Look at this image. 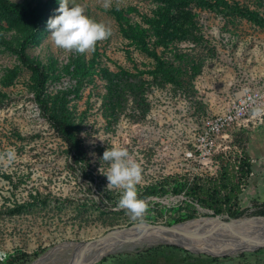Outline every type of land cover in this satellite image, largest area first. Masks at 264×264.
<instances>
[{"label": "rangeland", "instance_id": "1", "mask_svg": "<svg viewBox=\"0 0 264 264\" xmlns=\"http://www.w3.org/2000/svg\"><path fill=\"white\" fill-rule=\"evenodd\" d=\"M12 1L42 14L25 52L43 66V95L75 125L80 145L68 149L34 96L35 76L17 53L30 23L0 8V153L17 156L0 161V264H264V241L216 255L155 234L81 254L111 233L150 235L201 216L264 218V118L252 111L212 151L230 171L239 158L249 167L232 178L243 188L230 204L235 216L226 204L215 214L211 198L191 188L197 180L212 191L221 180L213 164L190 155L202 119L242 94L264 97V0H111L108 10L104 0H76L112 30L90 54L53 44L47 20L59 0ZM117 143L143 169V222L117 209L122 190L107 188L102 156Z\"/></svg>", "mask_w": 264, "mask_h": 264}, {"label": "clouds", "instance_id": "2", "mask_svg": "<svg viewBox=\"0 0 264 264\" xmlns=\"http://www.w3.org/2000/svg\"><path fill=\"white\" fill-rule=\"evenodd\" d=\"M103 7L108 10L111 0H104ZM59 14L47 20V28L53 44L65 52L78 54L93 53L98 42L108 39L112 30L103 22H98L86 14V6L76 3V0H59ZM256 116L264 115V106L253 108ZM17 159L14 149L0 153V161L8 164ZM102 159L109 163L106 174L107 188L120 189L122 193L117 203V209H126L133 221L143 222L149 210L147 199L139 198L137 185L142 180V166L130 157L126 147L115 144L106 148Z\"/></svg>", "mask_w": 264, "mask_h": 264}, {"label": "bare ground", "instance_id": "3", "mask_svg": "<svg viewBox=\"0 0 264 264\" xmlns=\"http://www.w3.org/2000/svg\"><path fill=\"white\" fill-rule=\"evenodd\" d=\"M146 231V229H141L132 236L126 235L130 232L111 233L107 236L108 240L102 241L100 244L90 245L88 248H83L81 254L86 253L84 256L86 257L99 252H107L110 248L117 245H125L130 242L150 239L153 234L162 237L173 236L176 241H181L191 248L200 249L216 255L224 254L241 246L255 245L264 241V218L241 216L225 220L220 216H201L182 221L170 230L168 229V231L154 230L150 235L146 234ZM123 235L126 236L121 238ZM120 239L122 240L120 241ZM128 240L130 242H126ZM81 247L83 246L80 245L77 249L80 250ZM76 254L77 251L75 253H67V255L55 252L51 257L59 256V258H64L72 255L75 256ZM35 264L48 263L43 261ZM75 264L80 263L76 262Z\"/></svg>", "mask_w": 264, "mask_h": 264}, {"label": "trees", "instance_id": "4", "mask_svg": "<svg viewBox=\"0 0 264 264\" xmlns=\"http://www.w3.org/2000/svg\"><path fill=\"white\" fill-rule=\"evenodd\" d=\"M1 11L8 15L25 17L31 25L30 31L22 38V40L17 45V53L21 62L26 65L35 76V86H34V96L39 101L40 108L44 116H46L50 125L54 129L55 133L66 143L69 150H75L79 145L78 134L73 123L67 121L65 118L60 117L51 111L52 105L49 103V99L43 95L44 83L46 73L43 66L40 63L31 60L26 52L25 48L27 44L34 38L39 26L42 23V14L30 5L23 2H16L12 0H0ZM126 82V90H129V85ZM249 167L240 166L241 174H246ZM235 173L230 171L227 166L222 167L219 171L218 180L221 183L218 187L214 186L212 191L201 185H196L199 183L194 180V186L191 187L197 194H207L211 198L212 205L214 208V213L219 214L223 210V204H226L227 210L231 216H235L234 209L230 208V204L235 201L237 194L240 192V187L238 184L233 182L232 178ZM236 176V175H235ZM226 190V193L224 191ZM221 191L223 196H221ZM211 192V193H209ZM17 258H13L6 261L5 264H15ZM134 264H161L156 259L143 260Z\"/></svg>", "mask_w": 264, "mask_h": 264}, {"label": "built area", "instance_id": "5", "mask_svg": "<svg viewBox=\"0 0 264 264\" xmlns=\"http://www.w3.org/2000/svg\"><path fill=\"white\" fill-rule=\"evenodd\" d=\"M264 106V97L258 91L249 92L236 97L228 107L219 113L202 119L194 137L195 149L190 155L204 157L213 164L215 174L219 173L222 165L219 160L213 159V149L219 139H226L231 134L232 128L240 125L254 107ZM254 116V114H253ZM264 115L259 116L263 120ZM241 158L233 165V171L238 176L240 173ZM242 190V185H240Z\"/></svg>", "mask_w": 264, "mask_h": 264}, {"label": "crops", "instance_id": "6", "mask_svg": "<svg viewBox=\"0 0 264 264\" xmlns=\"http://www.w3.org/2000/svg\"><path fill=\"white\" fill-rule=\"evenodd\" d=\"M255 169V168H254ZM253 168H252V170H254ZM262 171V170H261Z\"/></svg>", "mask_w": 264, "mask_h": 264}]
</instances>
